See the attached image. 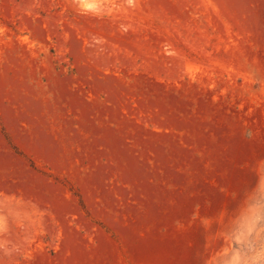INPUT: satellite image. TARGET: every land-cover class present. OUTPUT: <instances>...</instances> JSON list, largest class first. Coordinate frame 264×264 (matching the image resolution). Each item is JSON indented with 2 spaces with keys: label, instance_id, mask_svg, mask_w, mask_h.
<instances>
[{
  "label": "rangeland",
  "instance_id": "rangeland-1",
  "mask_svg": "<svg viewBox=\"0 0 264 264\" xmlns=\"http://www.w3.org/2000/svg\"><path fill=\"white\" fill-rule=\"evenodd\" d=\"M0 264H264V0H0Z\"/></svg>",
  "mask_w": 264,
  "mask_h": 264
}]
</instances>
